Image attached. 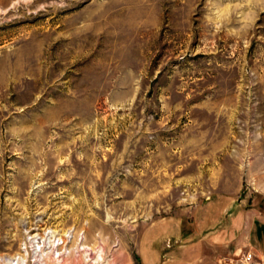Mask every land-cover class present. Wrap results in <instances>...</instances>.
I'll return each mask as SVG.
<instances>
[{
    "label": "rangeland",
    "instance_id": "rangeland-1",
    "mask_svg": "<svg viewBox=\"0 0 264 264\" xmlns=\"http://www.w3.org/2000/svg\"><path fill=\"white\" fill-rule=\"evenodd\" d=\"M228 197L264 211V0H0V264H142Z\"/></svg>",
    "mask_w": 264,
    "mask_h": 264
},
{
    "label": "crops",
    "instance_id": "crops-1",
    "mask_svg": "<svg viewBox=\"0 0 264 264\" xmlns=\"http://www.w3.org/2000/svg\"><path fill=\"white\" fill-rule=\"evenodd\" d=\"M245 203L214 199L197 206L190 219L179 216L147 227L142 264L238 263L248 252L264 264V211Z\"/></svg>",
    "mask_w": 264,
    "mask_h": 264
},
{
    "label": "bare ground",
    "instance_id": "bare-ground-1",
    "mask_svg": "<svg viewBox=\"0 0 264 264\" xmlns=\"http://www.w3.org/2000/svg\"><path fill=\"white\" fill-rule=\"evenodd\" d=\"M39 237V236H38ZM37 239V238H36ZM53 239V240H52ZM52 240V241H51ZM34 241V240H33ZM65 240H63V239H59V240H57V238L56 237H52V238H50V241H49V244H47V242L46 243H43V246H42V244L41 243H33L32 245H33V251H34V254H35V256L36 257H40V256H42V255H44L45 254V252L47 251L46 250V247L49 245V247H50V250H51V254H53V256H55V255H57L58 254V259H57V261H61L62 260V258H64L65 257V254L67 253V250L65 251V254H61L60 253V250L62 249V246L64 247L65 245H66V241H68V239L64 242ZM45 242V241H44ZM66 248V247H65ZM80 252V251H79ZM78 252V253H79ZM76 253H77V250H76ZM81 253V252H80ZM99 256H98V259H96V260H94V258H93V256L91 255V256H89L90 257V259H92L93 261H95L96 263H98V262H100V261H104V259H103V256L102 255H100V254H98ZM77 256V255H76ZM57 257V256H56ZM79 257H80V255H79ZM27 260V259H26ZM26 260H25V258H20V259H18V261H17V264H26ZM39 260V259H38ZM15 262H16V260H13V261H11L9 264H15ZM36 264H40V262H35Z\"/></svg>",
    "mask_w": 264,
    "mask_h": 264
},
{
    "label": "built area",
    "instance_id": "built-area-1",
    "mask_svg": "<svg viewBox=\"0 0 264 264\" xmlns=\"http://www.w3.org/2000/svg\"><path fill=\"white\" fill-rule=\"evenodd\" d=\"M254 261H255V256L252 253L248 252V253L243 254V256L241 257L238 263L239 264H259Z\"/></svg>",
    "mask_w": 264,
    "mask_h": 264
}]
</instances>
